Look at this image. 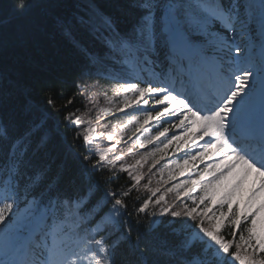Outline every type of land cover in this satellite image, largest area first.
I'll list each match as a JSON object with an SVG mask.
<instances>
[{"label": "snow or ice", "instance_id": "obj_1", "mask_svg": "<svg viewBox=\"0 0 264 264\" xmlns=\"http://www.w3.org/2000/svg\"><path fill=\"white\" fill-rule=\"evenodd\" d=\"M0 264H264V0H0Z\"/></svg>", "mask_w": 264, "mask_h": 264}, {"label": "trees", "instance_id": "obj_2", "mask_svg": "<svg viewBox=\"0 0 264 264\" xmlns=\"http://www.w3.org/2000/svg\"><path fill=\"white\" fill-rule=\"evenodd\" d=\"M75 66V59L73 55L67 51L62 45H53L45 52L39 54V68L41 76L46 80H51L56 82L55 87H62L65 94L71 96L74 92L72 87V77L70 73ZM66 81L63 85L59 83V81ZM94 83H98L99 88H91L90 93H98L97 98L103 100V96L109 95L111 93V86L114 85L115 81L111 80H100L96 81L95 79L89 80L88 84L92 85ZM103 89H108L105 93ZM82 98L78 97L76 101V106L79 107L82 103H84ZM58 103H63V101H58ZM124 117H117L116 119H109V123H118L120 120H123ZM163 165V162L160 166ZM158 166V168L160 167ZM157 168V170H158ZM155 182V180H153ZM153 182V184H154ZM144 183H147L145 181Z\"/></svg>", "mask_w": 264, "mask_h": 264}, {"label": "rangeland", "instance_id": "obj_3", "mask_svg": "<svg viewBox=\"0 0 264 264\" xmlns=\"http://www.w3.org/2000/svg\"><path fill=\"white\" fill-rule=\"evenodd\" d=\"M109 95H112V92H111ZM97 99H99V98H97ZM99 101H100L101 103L103 102V100H100V99H99ZM125 139L127 140V138H125ZM130 143H131V141H128V143H126V144H122L120 147L123 149L124 147H127ZM104 144H105V146H106L107 142H104ZM145 171H147V170H145ZM153 182H154V181H153ZM153 186H155V182H154ZM246 187H250V184L247 185Z\"/></svg>", "mask_w": 264, "mask_h": 264}]
</instances>
